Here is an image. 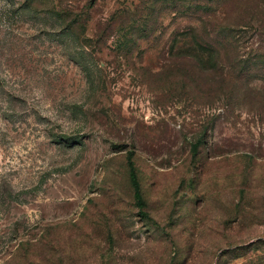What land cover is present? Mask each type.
<instances>
[{"label":"rangeland","instance_id":"374dc122","mask_svg":"<svg viewBox=\"0 0 264 264\" xmlns=\"http://www.w3.org/2000/svg\"><path fill=\"white\" fill-rule=\"evenodd\" d=\"M262 1L0 0V264H264Z\"/></svg>","mask_w":264,"mask_h":264},{"label":"trees","instance_id":"16d2710c","mask_svg":"<svg viewBox=\"0 0 264 264\" xmlns=\"http://www.w3.org/2000/svg\"><path fill=\"white\" fill-rule=\"evenodd\" d=\"M262 2H264V0ZM248 23L246 22L245 24H243V23H241V24H242V26H248ZM223 31H224L223 34L227 38H229L230 43H236L238 48H240L241 46L243 47L244 42H242V41H243L244 37L241 39L239 38L240 40L239 39L237 40L236 39V38H238L236 35L237 30L230 27V28L224 29ZM225 32H227V34ZM233 39H236V41L234 42ZM240 41H241V43H240ZM196 45L199 47L200 51L207 52V55H208L207 63L215 65V54L216 53H215V49L212 46V44H210V43L202 44L200 42H196ZM260 50H261V48L256 49V51H258L256 56L253 55L250 58H247L245 60H244V56L241 55V57H243V58L238 60V62L236 64L244 62L242 65V69H245L248 71H251L260 63L262 65H264V54L263 55L258 54V53H260ZM251 51L253 52V51H255V49H252ZM197 55H199V54H197ZM200 60L204 61V60H202V58ZM132 153L133 152H130L129 156H128V166H129V171H130V180H131V184H132L133 191H134V198H135L137 207L140 209L141 215L143 217H147V213L144 211L145 202H144L143 195H142L141 184H140V181L138 178V174H137V170H136V166H135V163L133 160V154Z\"/></svg>","mask_w":264,"mask_h":264},{"label":"water","instance_id":"95a60500","mask_svg":"<svg viewBox=\"0 0 264 264\" xmlns=\"http://www.w3.org/2000/svg\"><path fill=\"white\" fill-rule=\"evenodd\" d=\"M93 2L95 1V0H92Z\"/></svg>","mask_w":264,"mask_h":264}]
</instances>
